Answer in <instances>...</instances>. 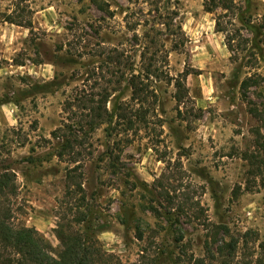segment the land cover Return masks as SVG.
Returning a JSON list of instances; mask_svg holds the SVG:
<instances>
[{
    "label": "rangeland",
    "instance_id": "1",
    "mask_svg": "<svg viewBox=\"0 0 264 264\" xmlns=\"http://www.w3.org/2000/svg\"><path fill=\"white\" fill-rule=\"evenodd\" d=\"M167 10L185 37L157 33L161 74L146 123L129 141L106 123L51 134L73 125L78 110L65 102L75 91L106 87L112 48L140 65L135 34L168 20ZM215 18L224 31L214 30ZM263 73L264 0H233L213 13L202 0H0V166L15 173L18 220L56 252L59 217L83 216L114 263L264 264V176L247 173L264 139ZM249 75L258 84L243 88ZM111 88L108 107L128 94ZM66 136L82 141L74 163L54 154Z\"/></svg>",
    "mask_w": 264,
    "mask_h": 264
},
{
    "label": "trees",
    "instance_id": "2",
    "mask_svg": "<svg viewBox=\"0 0 264 264\" xmlns=\"http://www.w3.org/2000/svg\"><path fill=\"white\" fill-rule=\"evenodd\" d=\"M202 7L205 12L209 13H213L218 8L228 11L233 8V0H202ZM175 13L173 10H167L164 17L168 20L157 22L163 28L150 24L139 37L135 34L136 39L140 41L138 49L140 65L138 67L132 54H126L123 49L112 48L105 58L107 65L103 79H105L106 87L94 94L85 93L83 90L75 91V94L65 102L66 106L71 104L78 110L75 119L72 120L73 125L69 126L63 122L64 124L52 130L51 134L55 136L56 134H86L92 132L100 124L106 123L109 127L112 124L116 125L120 133L124 134V141H129L127 138L129 133L138 130L140 124L146 123V113L151 106L153 111L154 105L152 104L157 100L152 85V81L161 74V68L155 65L157 33H161L164 29L167 33H176V35L185 37L181 24L175 22ZM214 30L221 32L225 30L217 18L214 19ZM225 44L229 51H233V44L227 37H225ZM150 48L153 51H149ZM150 52L151 54L148 55ZM258 55L262 57V52L259 51ZM111 66L116 67V70ZM258 77L264 80V73L259 74ZM255 79L254 76L249 75L241 81V86L246 88L253 83L258 84ZM174 85L179 90L183 88V83L178 78L175 79ZM113 86L118 87L119 95H122L124 90H128V94L126 97L115 96L111 106L108 107L107 102L112 96L111 87ZM176 100L180 101V96H177ZM249 110L255 117L261 115L256 106H251ZM78 145L81 146L82 141L76 140V137L66 136L59 142L54 154L59 159L67 154L68 161L74 163L79 154L78 150H75ZM255 146L258 151L250 153L247 157L249 159L247 173L254 177H263L264 139L257 140ZM113 153L112 149L107 151L109 164L113 162ZM77 168L78 166H73L66 169V177L69 181L76 176L73 173ZM76 186L80 189L79 183H76ZM16 194L15 173L9 167L1 165L0 264H121L112 262L111 257L103 251L97 239L88 232L89 228L84 226L87 220L82 218L83 216H77L69 221L59 217L53 228L54 235L59 242V249L53 252L51 243L39 231L18 220L14 205ZM79 223L81 226L76 227Z\"/></svg>",
    "mask_w": 264,
    "mask_h": 264
}]
</instances>
